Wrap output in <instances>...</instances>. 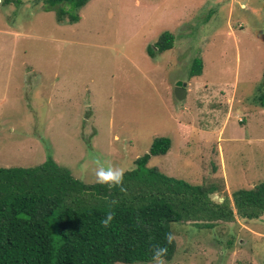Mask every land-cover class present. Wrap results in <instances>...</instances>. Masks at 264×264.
<instances>
[{
  "label": "rangeland",
  "instance_id": "rangeland-1",
  "mask_svg": "<svg viewBox=\"0 0 264 264\" xmlns=\"http://www.w3.org/2000/svg\"><path fill=\"white\" fill-rule=\"evenodd\" d=\"M77 14L59 22L42 0H0V167L51 158L99 184L94 158L129 170L167 137L147 167L231 204L264 181L263 0H90ZM164 32L173 49L149 56ZM171 229L165 264H264V214Z\"/></svg>",
  "mask_w": 264,
  "mask_h": 264
},
{
  "label": "trees",
  "instance_id": "trees-1",
  "mask_svg": "<svg viewBox=\"0 0 264 264\" xmlns=\"http://www.w3.org/2000/svg\"><path fill=\"white\" fill-rule=\"evenodd\" d=\"M90 0H42L59 22L79 20L77 11ZM264 2V0H263ZM174 35L162 33L152 48L173 49ZM202 61L192 62L190 76H200ZM264 77V73H263ZM261 100V99H260ZM260 106L264 108V99ZM167 137L155 138L149 151L134 161L119 187L85 185L51 158L29 167H0V264H135L150 263L157 247H167L170 261L176 241L171 224L193 223L211 229L216 222L257 219L264 214V181L239 190L222 203L213 191L168 177L147 167L151 157L165 155ZM115 213L105 228L107 212Z\"/></svg>",
  "mask_w": 264,
  "mask_h": 264
},
{
  "label": "clouds",
  "instance_id": "clouds-1",
  "mask_svg": "<svg viewBox=\"0 0 264 264\" xmlns=\"http://www.w3.org/2000/svg\"><path fill=\"white\" fill-rule=\"evenodd\" d=\"M94 163L96 164L95 177L97 183L107 185L109 189L119 187L121 192L126 191L123 187V180L127 169L113 165L106 167L98 157L94 158ZM114 216V212H107L105 218L101 221L102 226L107 228L113 221ZM173 239L174 237L171 233L166 234V241L168 244H171ZM167 251V247H157L153 253L154 264H165L163 258L167 255Z\"/></svg>",
  "mask_w": 264,
  "mask_h": 264
},
{
  "label": "water",
  "instance_id": "water-1",
  "mask_svg": "<svg viewBox=\"0 0 264 264\" xmlns=\"http://www.w3.org/2000/svg\"><path fill=\"white\" fill-rule=\"evenodd\" d=\"M185 86L186 84L182 82H178L176 84L174 94L178 100H183L185 98V94H186ZM209 198L213 202H218V203L223 202V198H218L215 194H209Z\"/></svg>",
  "mask_w": 264,
  "mask_h": 264
},
{
  "label": "crops",
  "instance_id": "crops-1",
  "mask_svg": "<svg viewBox=\"0 0 264 264\" xmlns=\"http://www.w3.org/2000/svg\"><path fill=\"white\" fill-rule=\"evenodd\" d=\"M187 91V90H186Z\"/></svg>",
  "mask_w": 264,
  "mask_h": 264
}]
</instances>
